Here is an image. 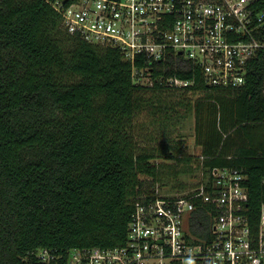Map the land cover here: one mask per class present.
I'll return each mask as SVG.
<instances>
[{"label": "trees", "instance_id": "16d2710c", "mask_svg": "<svg viewBox=\"0 0 264 264\" xmlns=\"http://www.w3.org/2000/svg\"><path fill=\"white\" fill-rule=\"evenodd\" d=\"M136 69L150 84L133 78L118 48L69 34L44 0H0V264H38L42 249L66 258L75 248L125 244L136 202L156 188L174 193L160 186L166 165L156 158L181 159L175 179L196 174L175 195L201 172L242 170L256 221L264 203V55L250 65L248 84L228 91L209 87L179 55L141 58ZM172 78L193 84L170 86ZM191 113L199 156L170 145L141 150L136 125L165 128ZM198 206L191 232L210 239V205Z\"/></svg>", "mask_w": 264, "mask_h": 264}, {"label": "built area", "instance_id": "2783aa9c", "mask_svg": "<svg viewBox=\"0 0 264 264\" xmlns=\"http://www.w3.org/2000/svg\"><path fill=\"white\" fill-rule=\"evenodd\" d=\"M44 1L69 34L118 48L137 81L145 74L136 69L138 59L157 62L174 54L190 61L209 87L237 90L264 55V0ZM168 84L193 82L172 78ZM246 181L240 169L215 167L201 172L185 194L156 188L136 202L122 246L75 248L66 258L42 249L38 264H264V203L252 224ZM198 203L210 205V239L191 232Z\"/></svg>", "mask_w": 264, "mask_h": 264}, {"label": "rangeland", "instance_id": "374dc122", "mask_svg": "<svg viewBox=\"0 0 264 264\" xmlns=\"http://www.w3.org/2000/svg\"><path fill=\"white\" fill-rule=\"evenodd\" d=\"M141 83L144 85L150 84L149 78H144L143 80H141ZM195 124V116L193 113H191L186 119L181 120V122L179 123L177 121L167 123V126L165 128L160 126V124L145 125L144 123H141L139 125H136L134 129V136L137 143L140 144L141 150L144 152L145 148L147 150H150L151 148H153V146H155V144H157V146H177L183 149L182 153L186 156H199L201 150L195 144ZM154 162L164 163L166 165V167L164 168V178L160 183V186H165L163 187L164 191L169 192V190H171V192L174 193H183L188 191V189L196 182L194 178L196 174L195 176L179 174L177 179L172 176L174 172H178L179 170L185 168V164H183L181 159L175 160L156 158ZM192 166L193 168H195V164H192L191 167ZM142 179L145 180V176H142ZM180 184H185L186 189H178L177 187ZM174 193L169 192V194L171 195H175Z\"/></svg>", "mask_w": 264, "mask_h": 264}]
</instances>
